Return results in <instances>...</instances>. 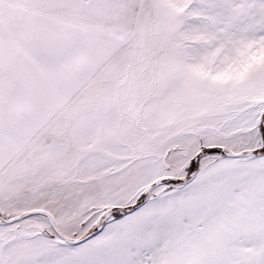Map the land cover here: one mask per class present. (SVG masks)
Wrapping results in <instances>:
<instances>
[{
  "label": "snow or ice",
  "instance_id": "6c2138e0",
  "mask_svg": "<svg viewBox=\"0 0 264 264\" xmlns=\"http://www.w3.org/2000/svg\"><path fill=\"white\" fill-rule=\"evenodd\" d=\"M0 264H264V0H0Z\"/></svg>",
  "mask_w": 264,
  "mask_h": 264
}]
</instances>
